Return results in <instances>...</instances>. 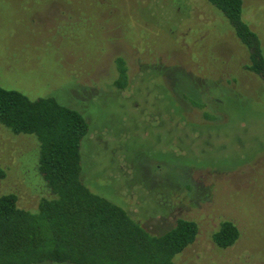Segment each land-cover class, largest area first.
Listing matches in <instances>:
<instances>
[{
    "label": "rangeland",
    "instance_id": "374dc122",
    "mask_svg": "<svg viewBox=\"0 0 264 264\" xmlns=\"http://www.w3.org/2000/svg\"><path fill=\"white\" fill-rule=\"evenodd\" d=\"M242 2L264 56V0ZM249 62L207 0H0V87L80 113L83 183L149 234L197 224L175 264H264V82ZM37 157L0 125V196L20 209L49 196ZM224 221L239 238L222 250Z\"/></svg>",
    "mask_w": 264,
    "mask_h": 264
},
{
    "label": "trees",
    "instance_id": "16d2710c",
    "mask_svg": "<svg viewBox=\"0 0 264 264\" xmlns=\"http://www.w3.org/2000/svg\"><path fill=\"white\" fill-rule=\"evenodd\" d=\"M207 1L249 53L245 68L264 82L260 40L243 20L242 0ZM116 63V85L123 88L124 62ZM0 125L36 139L37 171L49 191L33 210L20 209L13 193L0 196V264H175L174 257L195 241L194 221L179 219L165 234L151 235L124 209L88 189L81 179V144L89 125L77 111L51 97L30 100L0 87ZM238 238L230 221L212 236L222 250Z\"/></svg>",
    "mask_w": 264,
    "mask_h": 264
}]
</instances>
